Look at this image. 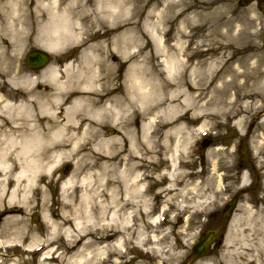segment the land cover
<instances>
[{
	"label": "bare ground",
	"instance_id": "1",
	"mask_svg": "<svg viewBox=\"0 0 264 264\" xmlns=\"http://www.w3.org/2000/svg\"><path fill=\"white\" fill-rule=\"evenodd\" d=\"M65 1L35 0L32 6L30 0H0V48L3 42L7 43L0 54L14 56L43 20L45 40L56 42L77 37L70 15L79 13L80 18H87L85 7L90 5V0L85 4H80L81 0L67 4ZM146 1L98 0V12H103L107 4L111 8L109 18L125 16L124 30L114 34L122 22H112L103 32L105 41L108 35L112 40L81 49L77 60L64 63L63 74L56 66L39 74L17 70L12 80L26 85V89L0 95V114L5 117H0V206L7 197L12 204L23 206L27 199L25 190L35 186L41 173L52 175L58 162L64 158L72 160L77 148L83 143L89 145L84 154L91 162L89 172L80 176L82 170L77 167L74 173L65 176L61 181V196L54 199L60 202L61 209L54 206L49 209V217L60 215V221L50 220L46 212L43 216L50 222L49 239H63L70 255L67 258L54 255L53 248L45 247L39 264H103L96 263L98 254H104L109 247L122 246L133 211L141 208L145 213L148 207L145 200L148 173L143 168L148 163L160 167V172L170 178L167 188L171 187L178 173V153L189 143V136H182L186 128L184 120L196 115V103L206 92L219 95L233 89L235 99L250 101L243 103V108L234 101L229 116L244 110L254 118H264V45L255 43V34L239 31L245 33L249 42L239 52L243 70L238 72L226 64L223 73L229 80L223 81L220 87L209 84L203 89L194 81V77L212 70L210 65L208 70L191 68L187 72L188 80L176 81L177 74L185 70L186 62L173 51L180 55L185 46L178 40L167 45L159 35L164 26L177 25L183 30L203 20L209 36L218 34L226 38L234 20L225 6L218 7V11L209 10L216 0H154L149 4ZM63 8L61 15L59 11ZM60 30L67 34L53 33ZM97 35L95 32L87 39ZM150 42L152 47L145 52ZM43 46L45 51L55 52V47L46 42ZM134 48L138 49L137 54H133ZM218 48L227 50L229 44ZM138 54L141 59L134 58ZM253 58L251 65L249 61ZM123 66L127 73L121 83H116V69ZM193 89L197 94H191ZM59 106H64L62 115L58 112ZM104 122L117 124L119 137L105 138L101 133ZM261 124L264 126V119ZM261 166L264 167V160ZM93 174L97 176L95 180ZM96 180L100 181L99 189L90 186ZM247 182V175L243 173L241 185ZM94 206L104 217L100 223L94 221ZM247 217L252 219L249 213ZM157 220L158 217L152 218L151 222ZM9 221L3 227L4 233L14 227V220ZM260 232L257 251L260 257L256 262L264 264V215ZM92 234L101 235L97 236L99 240H112L90 249ZM147 238L155 240L156 236L139 230L135 244L142 246ZM34 245L39 243L33 242L28 247Z\"/></svg>",
	"mask_w": 264,
	"mask_h": 264
},
{
	"label": "rangeland",
	"instance_id": "2",
	"mask_svg": "<svg viewBox=\"0 0 264 264\" xmlns=\"http://www.w3.org/2000/svg\"><path fill=\"white\" fill-rule=\"evenodd\" d=\"M34 1L30 0L32 6L35 4ZM70 1L66 0L65 3ZM153 1L147 0L146 2L149 4ZM190 1L197 2V0ZM82 3L85 4L86 0H81L80 4ZM64 4L61 7H64ZM97 5L98 0H90V5L85 7L87 18H80L77 16L79 13L77 15L71 13L70 20L73 22L74 33L78 34L77 37H67L56 41L57 43L53 40H45L42 37V27L46 22L43 20L39 23V29L35 28L14 56L13 54L8 56L0 54V92L10 94L26 89V85L16 84L12 80L17 70L34 74H39L50 66H56L60 70L69 58L77 60L81 49L87 48L91 44L110 42L113 37L108 35L105 41L103 32L111 26L112 22H122L119 30L114 34L127 27L122 21L125 16L109 18L108 13L111 8L106 4L103 12H98ZM220 6L229 9L228 13L234 20V26L226 38L218 34L216 37L209 36L207 24L203 20L195 21L183 30L178 29L177 25L168 24L159 33L167 45L178 40L185 46V51L180 55L173 51L177 57L179 56L186 62L185 70L177 74L176 81L188 80L187 72L191 68L200 67L208 70L210 65L212 70L201 77H194V81L203 89L209 84L211 87H220L223 81L229 80V77L223 73L226 64L241 72L243 68L239 52L249 42L246 40L245 33L239 32L240 30L255 34V43L264 45V0L261 4H258L256 0L249 2L245 0H216L209 6V10L216 8L218 11ZM79 8L81 9V7ZM63 11L64 8L59 13L61 14ZM250 18H253L251 22H249ZM137 19L136 17L133 20ZM221 30L225 32V28ZM95 32H97V36L87 39V36ZM53 33H57V36L67 34L65 30L53 31ZM45 42L55 47V52L48 51L51 62L43 70L30 71L25 63L26 53L32 49L45 50L43 46ZM142 44L145 45L146 40L143 39ZM224 44H229V49L222 51L218 47ZM6 45L5 41L1 48ZM145 47V52L150 51L151 42ZM133 50V54H137L138 49L134 48ZM140 56L141 54H138L134 58L141 59ZM201 61L204 62L203 66L200 65ZM254 61L255 58L249 62L252 65ZM126 73L124 66L117 68L115 82L121 83ZM161 77H164L163 73ZM191 78L193 79V76ZM241 82L242 78H239L238 83ZM191 94H197V91L193 89ZM211 97H213L212 100H210ZM183 98L180 97L181 100ZM234 101L243 108V103L249 102L250 99H235L234 90L229 89L227 93L219 95H210L209 92H206V95L196 103V115L194 114L191 119L184 120L186 128L182 136L188 135L189 143L184 150H180L178 153L179 167L178 173L172 181L173 184L169 189L165 186L167 183L163 184L168 180L160 172V167L153 163H148L143 168L148 173L147 196L145 197L148 207L145 213L141 208H136L133 211L129 223L130 230L128 229L126 234L124 233L122 246L107 249V251L113 252V260H109V255L106 253L98 254L95 257L96 263L125 264L128 260L134 259L133 264H183L190 249V238L195 237L197 234L195 230L205 224V221L197 218L199 211L201 209L205 211L203 215L213 209L221 211L229 198L249 185L252 189L250 194L260 201L259 208L249 206L251 202L247 195L240 196L237 208L221 241L211 246L208 253L193 264H258L256 262L260 257L257 252L260 249L258 242L261 237V218L263 219L264 215V167L261 166V162L264 160V126L261 124V120L264 118L262 116L254 118L244 110L235 116H229V109ZM138 122L139 120L136 119L135 126L138 125ZM102 126L101 133L105 138L119 137L117 124L111 125V123L104 122ZM202 139L211 140L208 147L202 148L200 145ZM112 143L114 148L117 143L116 141ZM242 144H244L249 157L247 161L240 159L242 152L240 145ZM76 151L72 160L64 158L58 162L51 176L46 173L40 174V181L30 191L25 190L27 199L23 206L22 204H12L8 197L3 206H0V242H2L0 264H39L40 259L44 256L45 247L53 248L54 255L61 254L65 258L70 255L68 249L65 248L63 239L54 241L49 239L50 222L43 216L46 212L49 217L50 207L61 209L60 202H54V199L61 196V181L66 175L62 174L63 165H71L68 174L74 173V169L77 167L80 171L82 170L80 176L89 172L91 162L85 157V151L79 149ZM243 173L247 175L248 182L241 186ZM192 176L195 178L190 180ZM92 178L95 180L97 176L93 174ZM95 182L91 181L90 186L98 188L99 185L100 188V181L96 180ZM92 212L95 223L104 220L98 207L94 206ZM57 213L61 214L60 211ZM248 213L252 216L251 220H247ZM34 215L37 216L36 220L32 219ZM156 217H158V222L152 223L151 219ZM176 218L182 219L181 222H177ZM49 219L59 222L61 217L60 215H51ZM7 220H14V227L4 233L3 227ZM11 221L9 222L11 223ZM219 223L220 219L217 216L210 225L214 226ZM139 230L147 231L149 236L155 235L156 239L147 238L142 246H137L135 240ZM97 236L101 237L98 234L90 235L91 242L88 248L96 247L94 240ZM33 242L39 243V249L37 245L28 247Z\"/></svg>",
	"mask_w": 264,
	"mask_h": 264
},
{
	"label": "water",
	"instance_id": "3",
	"mask_svg": "<svg viewBox=\"0 0 264 264\" xmlns=\"http://www.w3.org/2000/svg\"><path fill=\"white\" fill-rule=\"evenodd\" d=\"M48 60V56L45 54V52L42 51H32L27 55L26 61L27 64L32 67V68H40L42 67ZM234 206V203L228 204L226 210L223 213V218L224 222L221 226V228H224L227 218ZM220 229L216 230H208L205 231V233L202 235L201 239L198 240L193 249V256L194 257H199V255L205 254L206 252V247L210 244V242L216 238L218 232ZM188 264V263H186Z\"/></svg>",
	"mask_w": 264,
	"mask_h": 264
},
{
	"label": "flooded vegetation",
	"instance_id": "4",
	"mask_svg": "<svg viewBox=\"0 0 264 264\" xmlns=\"http://www.w3.org/2000/svg\"><path fill=\"white\" fill-rule=\"evenodd\" d=\"M212 217H215V214L213 212L210 214V218Z\"/></svg>",
	"mask_w": 264,
	"mask_h": 264
}]
</instances>
